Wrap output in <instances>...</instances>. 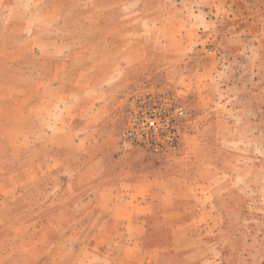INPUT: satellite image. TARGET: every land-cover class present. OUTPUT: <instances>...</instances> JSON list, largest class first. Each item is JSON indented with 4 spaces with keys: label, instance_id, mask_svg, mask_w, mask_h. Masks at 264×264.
I'll list each match as a JSON object with an SVG mask.
<instances>
[{
    "label": "rangeland",
    "instance_id": "obj_1",
    "mask_svg": "<svg viewBox=\"0 0 264 264\" xmlns=\"http://www.w3.org/2000/svg\"><path fill=\"white\" fill-rule=\"evenodd\" d=\"M263 30L264 0H0V264H103L89 239L132 181L140 199L160 186L164 264H264ZM160 90L189 122L154 153L125 131L135 96Z\"/></svg>",
    "mask_w": 264,
    "mask_h": 264
},
{
    "label": "crops",
    "instance_id": "obj_2",
    "mask_svg": "<svg viewBox=\"0 0 264 264\" xmlns=\"http://www.w3.org/2000/svg\"><path fill=\"white\" fill-rule=\"evenodd\" d=\"M264 31V30H263ZM252 33V31H251ZM147 174V173H143ZM142 175V174H141ZM148 175V174H147ZM140 176V175H139ZM141 177V176H140ZM130 185H133L132 187L128 188L127 191H125V195H135V199L133 201H127L126 204L114 202L112 204H105L101 208L107 213L111 214V209H120V212L117 213L116 219L109 218H103L105 219V222L103 226L105 227V231L99 233L96 235V238L92 236L89 239V244L87 245L88 251L91 252L93 255H98L102 261L103 264H129L130 261H126L125 258L129 254V251H131L132 243L139 242L141 243L142 249L149 253L150 258L145 262V260H137V262H134L132 264H156L158 262L159 264H164L163 258L171 255H176L173 253V249L175 247V236L173 231L169 230L167 227V223L161 222L166 226L165 231L160 230L161 224L154 220L151 215L154 214V210L158 208L160 204V189L159 185H153L151 187V191L148 192V196L146 199H140L138 195H142V192L139 190L137 181H132L127 183ZM97 188V187H93ZM151 195H155V199H159L157 202L154 200V198H151ZM118 203V206L115 204ZM40 208L43 206L40 204ZM116 206V207H115ZM91 207V206H89ZM94 207V206H93ZM95 208V207H94ZM71 209H75V205L72 204ZM90 209V208H89ZM93 209V208H92ZM86 212H88V209H86ZM84 212V213H86ZM83 213V214H84ZM142 218V219H140ZM68 222L70 225V230L68 236L72 235V230L74 224L78 227V224L81 226L82 222L85 220L83 219V216L77 217L75 215H71L68 218ZM112 219V224H116L118 226L117 232L111 233L107 230L110 228ZM39 223H45V218H39L36 219ZM54 223H58V219H53ZM26 221V220H25ZM142 221V224L140 223ZM143 222L145 223V226L143 225ZM24 225V223L22 224ZM27 225V224H25ZM104 229V228H102ZM144 231V232H143ZM53 232V231H52ZM60 235V233H59ZM78 234H76L77 236ZM52 237H54V240L59 241L60 236L58 234H51ZM79 236V235H78ZM99 241H108L112 242L111 245H109L108 249H101L100 247H97V244L94 242ZM80 248V247H79ZM97 250V251H96ZM176 251V250H175ZM195 250H187L186 252L183 251L181 254V263L180 264H206L205 256L203 257V254H197L201 255L203 258H198L196 260H190L191 254H193ZM227 252V251H226ZM223 249L218 250V255L220 257H231L232 252L226 253ZM135 256H138L139 254H134ZM45 255V254H43ZM42 255V256H43ZM247 257L246 252L244 254H241ZM41 256V257H42ZM156 256L159 257V260H156ZM40 260V257H39ZM213 264H219V261L216 259H213ZM87 264H92L87 262Z\"/></svg>",
    "mask_w": 264,
    "mask_h": 264
},
{
    "label": "built area",
    "instance_id": "obj_3",
    "mask_svg": "<svg viewBox=\"0 0 264 264\" xmlns=\"http://www.w3.org/2000/svg\"><path fill=\"white\" fill-rule=\"evenodd\" d=\"M126 138L154 153L168 151L178 144L189 122L186 105L169 92H140L128 110Z\"/></svg>",
    "mask_w": 264,
    "mask_h": 264
}]
</instances>
